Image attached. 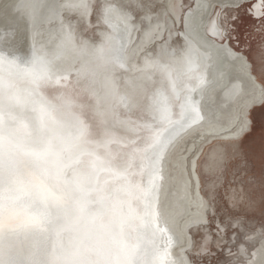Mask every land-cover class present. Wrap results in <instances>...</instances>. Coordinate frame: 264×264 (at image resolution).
<instances>
[{"label": "bare ground", "instance_id": "bare-ground-1", "mask_svg": "<svg viewBox=\"0 0 264 264\" xmlns=\"http://www.w3.org/2000/svg\"><path fill=\"white\" fill-rule=\"evenodd\" d=\"M249 1L217 8L202 34L194 18L208 0H0V129L17 120L32 126L33 104L8 95L30 91L41 116L81 117L73 128L84 149L72 169L82 180L69 172L73 184L57 150L34 152L0 130V264H195L187 254L192 230L206 228L209 210L184 221L191 234L184 245L178 220L187 213L188 185L171 187L170 151L194 130L214 127L218 62L248 56L210 25L224 30L223 20H234L224 13ZM89 28L92 38L84 35ZM19 51L38 66L19 63ZM25 69L37 71L22 79ZM238 81L221 88L223 108L243 96ZM223 148L211 145L201 163L210 197L223 175ZM97 161L106 171L98 174L96 202L87 180ZM50 234L60 239L48 248ZM257 255L245 264H256Z\"/></svg>", "mask_w": 264, "mask_h": 264}, {"label": "rangeland", "instance_id": "rangeland-1", "mask_svg": "<svg viewBox=\"0 0 264 264\" xmlns=\"http://www.w3.org/2000/svg\"><path fill=\"white\" fill-rule=\"evenodd\" d=\"M208 1L209 4L194 18L202 34L217 8L246 0ZM258 2L261 6L259 14L255 9ZM231 9L224 16L234 15V20H223L227 33L224 26L222 38L243 51L251 64L243 55L218 62V82L211 94L212 103L217 109L212 124L214 127L201 130V133L194 130L195 133L175 143L169 158L171 187L179 189L181 181L188 185V196L183 201L187 213L178 220L184 245L191 235L189 227L186 229L183 226L184 221L202 217L205 210H209L206 228L192 230V250L187 254L195 264H245L254 251L260 254L256 256V264H264V0L243 3L233 12ZM96 10L98 6H95ZM96 19L94 14V24ZM87 31L90 32L84 35H91V38L96 35L94 28ZM218 51L222 53L221 49ZM235 60L239 61L234 64ZM238 77L243 82V96L230 107L223 108L220 105V90L229 82L238 81ZM210 141H213L211 145L220 143L224 146L223 175L213 197L204 189L206 185L201 172L202 160L211 146L203 152L204 145ZM103 163L111 166L106 158ZM201 182L204 185L203 194L209 197V206L202 194ZM195 185L198 197L195 195ZM217 224L221 230L219 233ZM233 224L237 227L234 228ZM234 235L236 238L232 239ZM206 236H210V239L206 240Z\"/></svg>", "mask_w": 264, "mask_h": 264}, {"label": "water", "instance_id": "water-1", "mask_svg": "<svg viewBox=\"0 0 264 264\" xmlns=\"http://www.w3.org/2000/svg\"><path fill=\"white\" fill-rule=\"evenodd\" d=\"M218 25L221 28V31H223L221 24L219 23ZM13 54L16 55V58L19 60V63L26 61L28 64L31 65V67H36L35 65L38 66V63L34 61V58H32V56H29V59H23L24 58L23 56H25L23 52L19 51L16 54L15 53ZM41 65L43 66V64ZM9 66L15 69V67H13L14 65H9ZM16 67H20V65L19 66L17 65ZM13 93L17 95V90L14 92L11 91L8 95L13 97L14 96ZM19 93L24 94V92L21 90H19ZM7 104L8 107H12L14 105L12 102L10 103L7 102ZM37 111L38 110L31 108L32 126L26 125L27 127H23L21 126L23 124L18 122L17 120L15 122H11L10 124H7L5 130H3L2 128L0 130L5 132V134L10 136L13 140L15 141L17 140L19 143L25 145L28 149L34 152L40 153L42 152L43 149H49L52 147L54 153L56 154V150H57L58 155L61 156V161H63V163L68 161L65 163L66 167L63 169L62 175L66 178L67 181L73 184H77L78 181L76 182V179L74 177H70L69 172L70 175L76 176L77 180L78 179L82 180L80 178V174L78 173L77 175V171L75 172L72 170L73 168L75 169L80 168V161L83 158L82 156L84 149L78 150V148H80L79 147L80 132H78L76 128H73L77 122H80V125L83 124L81 117L77 115L74 120H71V118H69L68 116L59 118L58 116L60 115H58L57 113L55 114V110H53V113L49 118L48 116L46 117L41 116V114H39V112ZM69 122H73L74 124L69 127L68 125ZM18 127H20L21 129H18ZM65 127L68 128V130L72 135L66 136ZM82 131L83 134H85L84 128L82 129ZM54 153L52 154V156H54ZM99 164L100 161H97V166H96L97 170L95 168L96 170L95 174H93L92 178L90 177V179L87 180L89 187L91 188L89 195L91 196V198L95 199L96 202L97 199H99V195L102 191V182L98 179V174L99 172L103 173L104 171H106L105 165L101 162L99 167ZM15 166L17 167L19 166V164ZM47 239H48V248H51L52 245L54 247L56 246V244H58L57 241L60 238H58V236H55L54 234H50V236ZM79 250L80 249H78V251ZM44 264H48V263H44Z\"/></svg>", "mask_w": 264, "mask_h": 264}, {"label": "clouds", "instance_id": "clouds-1", "mask_svg": "<svg viewBox=\"0 0 264 264\" xmlns=\"http://www.w3.org/2000/svg\"><path fill=\"white\" fill-rule=\"evenodd\" d=\"M35 71H37V70H34V69L23 70L22 79H27V78L31 77ZM17 95L19 96V99L17 101L19 104L25 105V104H28L31 102L34 106V109L38 110V103L35 101L29 100V97L32 96V93L30 91H27V95H20L19 90H17ZM41 158L44 159L45 157H41Z\"/></svg>", "mask_w": 264, "mask_h": 264}, {"label": "snow or ice", "instance_id": "snow-or-ice-1", "mask_svg": "<svg viewBox=\"0 0 264 264\" xmlns=\"http://www.w3.org/2000/svg\"><path fill=\"white\" fill-rule=\"evenodd\" d=\"M188 10L191 11L190 8H189ZM209 30H210V32H211L213 35L222 38V32H221V29H220V27H219V25H218L217 23L213 22V23L210 25V29H209ZM205 223H207V222H205ZM216 227H217V230H218V233H219V231H221V230H220V226H219V224H217ZM233 227L236 228L237 225H236V224H233ZM235 238H236V237H235V235H234V236L232 237V239H235ZM207 239H210V236H206V240H207Z\"/></svg>", "mask_w": 264, "mask_h": 264}]
</instances>
